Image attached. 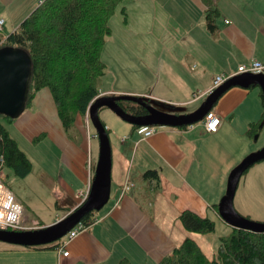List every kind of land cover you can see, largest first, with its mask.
<instances>
[{
	"label": "crops",
	"instance_id": "crops-1",
	"mask_svg": "<svg viewBox=\"0 0 264 264\" xmlns=\"http://www.w3.org/2000/svg\"><path fill=\"white\" fill-rule=\"evenodd\" d=\"M222 1L218 2L220 18L222 14L228 16L225 24L229 27L225 31L229 42L236 45L241 55L240 59H236L237 65L231 61L224 68L229 70V75H233L238 72L240 65L249 63L252 57L264 62V6L252 4L241 10L233 5L232 0ZM121 7L126 10V20ZM206 8L202 0H125L117 12L122 15L125 26L135 24L139 25V29H160L163 52L169 53L167 46L175 47L179 35L195 45L197 26L200 28L199 36L207 38L208 49L211 51L210 41L215 48L218 40L213 36L218 31L211 34L206 28ZM171 27L176 32L169 31ZM195 49L192 47L186 50L183 56H178V60L170 59L167 55L157 68L158 76L161 69V78L155 83L152 96L182 104L194 101L189 98V94L208 92L214 81L206 79L205 69L209 57L204 62L205 69L191 75L184 65L186 57ZM212 60L217 65L215 56ZM224 73L222 75H226ZM261 91L257 85L251 88L234 86L224 93L213 108L222 118L215 133L204 129L205 133L197 126H164L145 138L138 133V129H132L130 123L129 127L114 123L123 135L118 137V146L112 147V191L109 204L95 212L93 223L68 242L64 250L69 251V254L64 255L57 246L51 247L50 244L24 247L0 241V264H120L124 259L131 264H157L186 237H191L188 234L191 231L185 229L179 221L180 213L192 210L204 217L211 218V214L220 216L215 205H218L219 198L225 192L227 176L241 160L262 148L263 144L258 142L264 140V126L256 139L247 133L250 123L263 117L264 100ZM116 92L138 93L134 89ZM203 98L205 96L195 102L204 101ZM33 106L34 109H30ZM29 107L19 118V125L27 124L42 130L38 138L46 137L52 124L50 117L57 115L50 91H39ZM8 127L11 126H6L10 132ZM60 128L64 134L58 135V142L63 152L62 165L66 167V170L61 171L64 176L61 181L69 185L73 194L75 186H78L80 199L79 193L85 190L92 179L88 154L84 142L79 144L71 141L63 128ZM109 129L112 130L111 127ZM223 132H228L232 141L230 151L221 150L218 154L202 151L200 142L208 136L207 133L216 137ZM149 169H156L159 178L145 179L143 174ZM127 177L134 186L122 196ZM79 202L61 206L66 212L58 215L50 224L70 213ZM21 203L25 209L26 204ZM27 222L24 215V229L44 225L37 222L25 225Z\"/></svg>",
	"mask_w": 264,
	"mask_h": 264
},
{
	"label": "rangeland",
	"instance_id": "rangeland-1",
	"mask_svg": "<svg viewBox=\"0 0 264 264\" xmlns=\"http://www.w3.org/2000/svg\"><path fill=\"white\" fill-rule=\"evenodd\" d=\"M41 1L42 0H0V18L5 20L3 32L0 33L8 35L17 29ZM232 1L233 5L240 7L241 10L252 4L264 6V0ZM224 2L225 0L221 3ZM225 18H228V16L224 17L222 14V17L218 21V34L213 36L218 40V43L215 44V48L211 41L209 42V44H211V51L207 47V38L199 36L200 28L196 25L195 38L197 42L195 45L194 43L188 42L187 38L179 35L176 38L178 43L175 47L167 46L169 53H165L163 52V36L160 29L156 28L153 31L148 28L139 29V25L135 24L125 26L122 15L120 12H117L111 21L113 35L108 38L103 51V60L107 63L108 68L106 69V74L99 80V93L92 102L94 103L97 98L102 96L120 95V93L116 91L134 89V91L138 93L133 94L150 100L151 102L148 101L150 104L163 111L180 114L193 112L203 102V100L199 102L195 101L204 97V93L200 92V95L193 93L189 94V98L194 99V101L173 105H168L164 101L153 98L154 85L157 80L161 78V69H159L158 76L157 68L162 65L167 55L168 58L172 57L178 60V56H183L186 50L196 47L184 61L188 74L191 75L205 69L204 62L209 57L205 69L207 80L215 79L218 74L222 75L224 72L226 75H229V70L224 68L230 65L231 61H234L235 65H237L238 62L236 59H240L241 55L236 45L229 42V36L225 31L229 25L225 24ZM176 21H178V19H176ZM169 31L176 32L172 27ZM223 32H225V36ZM4 41L0 43V46L3 45ZM213 56L217 59V65H215L213 60L211 61ZM124 93L129 94V92ZM196 97L198 99H195ZM131 107L130 104L126 105L127 110L133 113ZM30 109H34V106ZM90 109V106H88L86 113L82 114L78 111L75 113V123L72 131L69 133L74 139H69L73 142H80L79 144L84 142L88 154V165H90L92 171V169L95 170L99 156V140L97 131L90 118ZM19 118L14 119L12 124L9 121H5L4 123L6 126H11L10 128L8 127L11 135L18 140L20 147L27 153L32 161V171L26 177H20L15 175L13 170L6 169L4 175H7V182L6 180L5 182L12 189L17 199L26 204L23 216L25 215L28 222L25 223V225H33L34 222H37L39 224L43 223V226H46L57 219L58 215H62L66 212L61 206L75 204L78 201H80V204L81 198H78V186H75V193L73 194L69 185L63 184L61 181L62 177H64L61 171L62 169L66 170V167L62 165L63 158L61 156L63 152L58 142V135L62 133L58 114L50 117L52 124L48 135L40 138L38 137L40 136L39 134L43 132L42 130L32 128L27 124L19 125L18 122L21 120ZM100 118L106 123L107 129H109V127L112 128V130H110L111 144L112 147H117L119 144L118 137L119 135L122 137L123 134L115 128L114 123L126 127L130 126L129 123L122 120L114 111L107 107L100 109ZM194 126H197L199 130L205 132L200 121L195 123ZM207 135L208 136L200 142L202 151L211 154H218L221 150L225 152L230 151L229 147H232L233 144L229 138L228 132H223L216 137L211 136L213 134L207 133ZM258 143L263 144L261 147L264 146V140ZM229 175L227 176V184ZM227 184L223 196L226 193ZM223 196L219 198L217 204L220 203ZM108 204L109 202L105 207ZM234 206L243 216L253 221L264 222V160L256 163L248 173L241 178L235 195ZM210 217L216 222L215 231L209 233L189 232L188 234L200 244L210 258H214L217 256L222 238L229 236L233 227L216 214H211ZM64 240L65 238H62L57 242L60 243Z\"/></svg>",
	"mask_w": 264,
	"mask_h": 264
},
{
	"label": "trees",
	"instance_id": "trees-1",
	"mask_svg": "<svg viewBox=\"0 0 264 264\" xmlns=\"http://www.w3.org/2000/svg\"><path fill=\"white\" fill-rule=\"evenodd\" d=\"M124 1L42 0L15 31L8 35L0 33V43L5 39L0 48L20 47L31 57L32 75L26 109L39 91L48 89L53 97L61 127L70 139H74L69 133L75 123V113H86L88 106L99 93V80L108 68L103 60V51L108 38L113 34L111 21ZM202 1L207 7V28L211 34H215L219 29L220 0ZM122 13L126 20L124 7ZM254 86L256 85L251 84L249 88ZM261 96L264 100L262 91ZM146 101L151 102L148 99ZM119 104L127 112L126 105L130 104L133 114L146 113V109L135 102L119 101ZM13 120L0 115V150L4 159L0 171L4 173L6 169H10L15 175L26 177L32 171L33 165L5 126V121ZM102 123L106 126L103 120ZM263 126L264 113L260 120L250 123L248 135L258 136ZM185 127L188 126L182 128ZM138 128L132 125V129ZM107 131L110 136V129ZM94 171L92 169V178ZM143 177L158 179L159 172L149 169ZM215 206L218 209V205ZM94 213L95 211L90 212L82 219L86 226L93 223ZM179 221L185 229L195 233L213 232L216 227L213 219L192 210L181 212ZM50 245L58 248L59 242ZM120 264L131 263L124 259ZM157 264H264V233L233 228L229 236L222 238L214 258H210L194 238L186 237L171 254L164 256Z\"/></svg>",
	"mask_w": 264,
	"mask_h": 264
},
{
	"label": "water",
	"instance_id": "water-1",
	"mask_svg": "<svg viewBox=\"0 0 264 264\" xmlns=\"http://www.w3.org/2000/svg\"><path fill=\"white\" fill-rule=\"evenodd\" d=\"M31 75L32 60L28 52L16 46L0 48V115L17 119L24 113L29 96ZM251 84L259 86L264 97L263 73H239L227 79L212 93L208 94L196 110L184 114L163 111L136 94H120L97 98L90 105V118L97 131L99 156L94 176L91 179V192L87 200L52 224L33 229H0V241L24 247L52 244L62 239L73 227L82 221L86 214L101 210L109 202L112 191L113 149L109 133L100 118L101 108H110L122 120L138 127L152 125L170 127L190 126L201 121L213 110L215 104L229 89L234 86L249 87ZM119 101L135 102L144 107L146 113H129L123 109ZM166 104L173 105L170 103ZM263 160L264 146L246 156L230 172L226 193L218 204V214L223 221L233 228L264 233V222L253 221L243 216L234 206V199L241 178L247 170Z\"/></svg>",
	"mask_w": 264,
	"mask_h": 264
},
{
	"label": "built area",
	"instance_id": "built-area-1",
	"mask_svg": "<svg viewBox=\"0 0 264 264\" xmlns=\"http://www.w3.org/2000/svg\"><path fill=\"white\" fill-rule=\"evenodd\" d=\"M4 25H5V20L3 18H0V32H3ZM245 72H250L253 74H262V73L264 74V62L259 60L258 58L252 57L249 63L242 64L238 67L237 73L233 75H218L214 79L211 88L208 90L206 94H204L205 98L207 97L208 94L212 93L217 87L223 84L230 77ZM153 98L164 101L166 103L175 104L173 102L162 100L154 96ZM200 122L207 132L215 133L218 131L221 125L222 118L214 110H211ZM193 126L194 124L190 125V127ZM161 127L164 126L152 125V126L139 127L138 133L142 137L147 138L153 135L155 132H157V130ZM3 163H4V159L1 156L0 168L3 166ZM5 180H6V176L2 171H0V229H5V230L24 229L23 227L24 205L17 199L16 195L14 194L12 189L6 184ZM91 186H92V180H90V183L85 188V190L79 193V197L81 198V203L85 202V200H87V198L89 197V194L91 192ZM133 186L134 183H132L130 179L127 177L122 188V196H124ZM87 228L88 226H86L82 221L79 222L63 237L65 238V240L59 243V247H58L59 251L63 252L64 255H68L69 251L64 250L68 242H70L72 239L77 237L80 234V232L86 230Z\"/></svg>",
	"mask_w": 264,
	"mask_h": 264
},
{
	"label": "flooded vegetation",
	"instance_id": "flooded-vegetation-1",
	"mask_svg": "<svg viewBox=\"0 0 264 264\" xmlns=\"http://www.w3.org/2000/svg\"><path fill=\"white\" fill-rule=\"evenodd\" d=\"M204 100H205V98H204Z\"/></svg>",
	"mask_w": 264,
	"mask_h": 264
}]
</instances>
